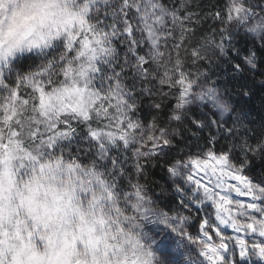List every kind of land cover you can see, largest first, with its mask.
I'll return each mask as SVG.
<instances>
[{
	"label": "snow or ice",
	"instance_id": "6c2138e0",
	"mask_svg": "<svg viewBox=\"0 0 264 264\" xmlns=\"http://www.w3.org/2000/svg\"><path fill=\"white\" fill-rule=\"evenodd\" d=\"M257 73L264 0H0V264L264 260Z\"/></svg>",
	"mask_w": 264,
	"mask_h": 264
},
{
	"label": "trees",
	"instance_id": "16d2710c",
	"mask_svg": "<svg viewBox=\"0 0 264 264\" xmlns=\"http://www.w3.org/2000/svg\"><path fill=\"white\" fill-rule=\"evenodd\" d=\"M193 4H198L201 9H203L204 13L209 10L210 5L219 3V0H192ZM193 11H197L199 9L193 8ZM203 14V13H202ZM218 22H214L211 19L203 20L201 22V27L205 33L210 34V30L212 28L218 27ZM241 46L244 44L242 42ZM257 47L259 45L257 44ZM247 54V53H244ZM256 84L252 88V94L249 97H240L235 96L233 99L236 104L249 112L253 119L259 120L262 116H264V88H262L259 84L260 80H264V77L260 76L258 73L255 75ZM264 173V166H261L259 160L256 161L255 166V175H260ZM147 180L149 182L150 189L159 193L161 191V187H166L165 173L159 166L157 167H149L148 168V177ZM143 182V181H142ZM170 192H165V198L167 199L170 196ZM171 202V201H169Z\"/></svg>",
	"mask_w": 264,
	"mask_h": 264
},
{
	"label": "rangeland",
	"instance_id": "374dc122",
	"mask_svg": "<svg viewBox=\"0 0 264 264\" xmlns=\"http://www.w3.org/2000/svg\"><path fill=\"white\" fill-rule=\"evenodd\" d=\"M191 231L195 232V228H192ZM239 260V257H237ZM251 261V264H264V260H261L258 256H252L243 261H240V264H248V261Z\"/></svg>",
	"mask_w": 264,
	"mask_h": 264
}]
</instances>
